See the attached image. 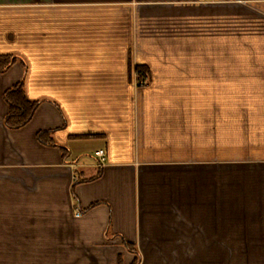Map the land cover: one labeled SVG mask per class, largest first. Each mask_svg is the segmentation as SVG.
Masks as SVG:
<instances>
[{
	"label": "crops",
	"instance_id": "crops-1",
	"mask_svg": "<svg viewBox=\"0 0 264 264\" xmlns=\"http://www.w3.org/2000/svg\"><path fill=\"white\" fill-rule=\"evenodd\" d=\"M0 55V264H264V0H0Z\"/></svg>",
	"mask_w": 264,
	"mask_h": 264
},
{
	"label": "trees",
	"instance_id": "trees-1",
	"mask_svg": "<svg viewBox=\"0 0 264 264\" xmlns=\"http://www.w3.org/2000/svg\"><path fill=\"white\" fill-rule=\"evenodd\" d=\"M19 59L20 58L15 55H0V71L5 72ZM23 63L27 68V64L24 61ZM136 70L139 75H142L144 68L137 66ZM4 96L9 104V111L4 118V123L11 129H19L26 126L32 120L35 112L41 104V101H30L27 99L25 95L24 81L13 85L5 92ZM38 139L44 144L62 147L52 138L48 131H40L38 133ZM124 242L129 251L136 254L133 264H140V252L131 243L127 241Z\"/></svg>",
	"mask_w": 264,
	"mask_h": 264
},
{
	"label": "built area",
	"instance_id": "built-area-1",
	"mask_svg": "<svg viewBox=\"0 0 264 264\" xmlns=\"http://www.w3.org/2000/svg\"><path fill=\"white\" fill-rule=\"evenodd\" d=\"M97 156L100 157V163H104L106 161V152L105 150L101 149L99 151L96 152ZM78 214H81V211H78Z\"/></svg>",
	"mask_w": 264,
	"mask_h": 264
}]
</instances>
